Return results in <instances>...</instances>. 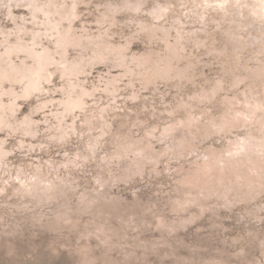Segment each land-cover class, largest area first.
Masks as SVG:
<instances>
[{
  "label": "clouds",
  "instance_id": "obj_1",
  "mask_svg": "<svg viewBox=\"0 0 264 264\" xmlns=\"http://www.w3.org/2000/svg\"><path fill=\"white\" fill-rule=\"evenodd\" d=\"M38 241L264 264V0H0V264Z\"/></svg>",
  "mask_w": 264,
  "mask_h": 264
},
{
  "label": "rangeland",
  "instance_id": "obj_2",
  "mask_svg": "<svg viewBox=\"0 0 264 264\" xmlns=\"http://www.w3.org/2000/svg\"><path fill=\"white\" fill-rule=\"evenodd\" d=\"M37 243L39 247L32 253L33 259L28 261L27 264H58V261L46 250V246L39 241Z\"/></svg>",
  "mask_w": 264,
  "mask_h": 264
}]
</instances>
